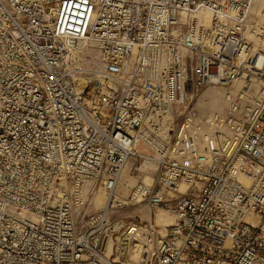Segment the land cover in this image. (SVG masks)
Segmentation results:
<instances>
[{
  "label": "built area",
  "instance_id": "built-area-1",
  "mask_svg": "<svg viewBox=\"0 0 264 264\" xmlns=\"http://www.w3.org/2000/svg\"><path fill=\"white\" fill-rule=\"evenodd\" d=\"M257 3L0 0V264H264ZM212 87L224 107L204 112ZM126 171L129 203L170 225L117 218Z\"/></svg>",
  "mask_w": 264,
  "mask_h": 264
},
{
  "label": "bare ground",
  "instance_id": "bare-ground-1",
  "mask_svg": "<svg viewBox=\"0 0 264 264\" xmlns=\"http://www.w3.org/2000/svg\"><path fill=\"white\" fill-rule=\"evenodd\" d=\"M257 1H258V3L253 9V11H254L253 13L259 17V16H262V14L264 12V0H257ZM77 2H79V1H77ZM74 3H76V2H71V3L66 5L65 10H64V14H63V21L66 24H71V26L75 30H82V29H84V27L88 23V18H87L88 8L84 2H80V3H77L76 5H73L72 7H69L70 5H72ZM204 16H205L204 17L205 21L207 22V24H209L210 19H211L210 14L206 13ZM78 78L79 77H77V79H76V83H77L78 89L81 91L86 86V84H82V85L80 84L78 86V82H79ZM222 96H223V90L220 88H214V87L207 90V92H205V95H204V97H206L207 99L208 98L211 99L209 102V105H207V106L210 107L212 109V111H218V110L223 109L224 104L222 101ZM204 101H206V100H204ZM211 109H210V112H212ZM144 180H145V182L149 183L152 180V176L149 174H144ZM181 190L184 191V187H181ZM116 197L121 198V196L119 194H116ZM108 202H109V195L107 197V194L105 192L100 191L96 196V205H95L97 208L96 210L105 208L108 205ZM149 217L150 216H148V218ZM156 218H155V221H158V223H162V226H168L173 222V218H171L169 216V213L167 212L166 209H164V212L158 213L156 215ZM159 225H161V224H159ZM138 245H139L138 242H133L132 248L134 249Z\"/></svg>",
  "mask_w": 264,
  "mask_h": 264
},
{
  "label": "rangeland",
  "instance_id": "rangeland-1",
  "mask_svg": "<svg viewBox=\"0 0 264 264\" xmlns=\"http://www.w3.org/2000/svg\"><path fill=\"white\" fill-rule=\"evenodd\" d=\"M77 3H80V1L70 5L69 7H72L73 5H76ZM78 79H79L78 86L80 84L81 85L86 84V82L89 80L88 77L85 78L83 76H79ZM209 89L210 88L202 89L199 93L200 96L204 97L205 92H207V90H209ZM210 100L211 99H209V98L206 101L201 99L200 101L197 102V105L204 112L210 111L211 108L207 106V105H209ZM211 111H212V109H211ZM141 170H142L141 172L144 173L145 171L153 170V168L151 167V165L145 164ZM146 174H149V173H146ZM149 175H151V174H149ZM151 176L154 177V174L152 173ZM142 179H143V177H142ZM123 180L126 181L128 184H130V186L126 187V188H121L118 192V194L121 196V198H117V201L115 202V204L121 203V206L117 208V210H118L117 218L118 219L122 220L125 224L131 223V222H136V221L140 222L141 220L143 222H148L150 219L154 221L156 218V215L158 213L164 212L165 208H163V207L150 208V206H148L147 203L138 204V205L130 204L129 199H128L129 195H130V188L137 183V178H131L130 175L128 174V171H126V173L123 176ZM107 197H108V195H107ZM94 209H97L96 206L94 207ZM148 216H150V217L148 218ZM156 222L158 223V221H156ZM158 224L162 225V223H158Z\"/></svg>",
  "mask_w": 264,
  "mask_h": 264
}]
</instances>
